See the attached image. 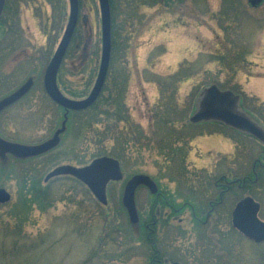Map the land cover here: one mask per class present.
<instances>
[{"label":"rangeland","instance_id":"rangeland-1","mask_svg":"<svg viewBox=\"0 0 264 264\" xmlns=\"http://www.w3.org/2000/svg\"><path fill=\"white\" fill-rule=\"evenodd\" d=\"M6 1L5 16L12 14L18 20L23 46L10 50L3 45L0 60L6 73L0 77V98L29 78L34 84L24 98L0 113V187L11 197L0 206V264H148L145 232L143 242L136 239L139 226L129 223L121 206L124 183L140 173L161 183L191 177L193 165L214 161L222 168V154L228 147L221 144V134L209 135L210 131H226L232 144L241 145L249 155L256 151L257 144L250 139L218 125L191 127L188 120L193 100L203 86L213 82L235 88L251 111L264 109V0L256 6L249 0L155 4H149L151 0H110V62L103 97L114 96L125 114L121 111L120 115L126 122L120 120L115 130L117 141L109 134L105 140L104 135L88 140L91 114L72 117L68 129L63 125L62 130V111L44 92L43 73L67 25L69 1L61 0L54 7L47 0ZM78 12V35L73 43L79 47L71 45L58 83L70 100L88 95L101 59L98 0H78ZM104 104L101 101L99 109H105ZM101 119L98 128L106 132L109 122L107 117ZM59 129L60 140L50 142ZM126 134L132 143L120 144ZM213 136L219 138L215 141ZM186 141L190 145L185 160L188 170L182 165V154L170 153L168 148L175 142L173 147L186 150ZM105 147L124 148L125 154L121 163L124 178L107 185L106 206L71 176L45 180L54 167L84 166ZM249 155L243 172L250 171ZM135 199L143 217V187ZM261 214L264 218V201ZM20 226L23 236L18 234ZM230 238L231 264H264V243H252L234 232ZM15 243L38 249L24 256L5 254L3 248L11 249Z\"/></svg>","mask_w":264,"mask_h":264},{"label":"flooded vegetation","instance_id":"flooded-vegetation-1","mask_svg":"<svg viewBox=\"0 0 264 264\" xmlns=\"http://www.w3.org/2000/svg\"><path fill=\"white\" fill-rule=\"evenodd\" d=\"M159 1L168 2L169 0H151L148 3L155 4ZM82 21H84L83 18ZM33 84L22 97L30 92ZM215 84L221 88L235 89L224 87L218 82ZM241 96L242 111L255 121L264 132V109L261 113L251 111L244 106V96L242 94ZM192 104L193 113L196 106L195 100ZM12 105L14 103L1 112ZM263 107L264 102L262 103ZM188 121L191 127L221 126L242 139L256 142L257 148L249 155L244 147L241 148V145L239 146L235 142L234 145L232 144V137L226 131H210L209 135L214 132L218 136L221 134L220 137L224 138L221 144L228 147V150L222 154L224 159L222 168L219 166L220 162L214 161L200 167L193 165L192 169H189L185 161L186 155L190 152L189 141H186V147L182 146L186 150L179 149L178 146L173 147L172 145L176 141L170 143L168 146L169 149H172L170 153L182 154L181 159L184 160L182 165H185L186 170L191 171L189 173H192V176L178 179L169 178L162 183L160 179L152 178L156 185L155 192L143 187L146 191L144 202L146 209L144 208L143 217L137 211V226L142 229L143 234L145 232L148 264H231V232L236 233L240 238L249 240L238 228L233 226L232 216L236 205L244 198L251 197L259 205L258 219L264 222L261 214L264 201V139L259 140L245 132L214 121L198 123H192L190 119ZM171 127L175 126L171 125ZM198 136L201 135L198 134ZM214 138L216 141L219 137L213 136ZM218 153L221 152L218 151ZM248 155L252 159L250 171L243 172L241 169L246 165V156ZM135 206L138 210L136 199Z\"/></svg>","mask_w":264,"mask_h":264},{"label":"water","instance_id":"water-1","mask_svg":"<svg viewBox=\"0 0 264 264\" xmlns=\"http://www.w3.org/2000/svg\"><path fill=\"white\" fill-rule=\"evenodd\" d=\"M69 1V17L64 33L49 60L44 73L42 85L48 98L66 111H82L89 108L98 98L103 88L110 61L111 25L109 0H98L101 27V59L98 73L92 89L81 100H70L63 96L56 86L58 68L71 41L78 19V1ZM263 0H249L251 6L260 4ZM5 0H0V16ZM33 84L32 78L27 79L16 90L0 99V112L20 99ZM192 123L203 121H217L245 132L251 136L263 140V130L240 107V96L228 89H221L216 84L205 86L196 100V109L190 117ZM62 123L61 129L63 130ZM65 128V127H64ZM59 129L54 133L50 142H58ZM2 147V146H1ZM68 175L82 182L94 198L106 205V186L110 181H120L122 172L117 159L109 156H101L93 159L88 165L76 167L69 164L59 165L53 168L45 177L48 180L55 176ZM146 187L151 192L156 191V185L146 174L132 175L125 183L121 203L126 211L130 224L136 226L138 215L135 206V193L140 187ZM10 194L0 187V204L10 201ZM259 205L251 198L246 197L235 207L232 216L233 226L238 228L248 239L255 243L264 242V222L257 217Z\"/></svg>","mask_w":264,"mask_h":264},{"label":"trees","instance_id":"trees-1","mask_svg":"<svg viewBox=\"0 0 264 264\" xmlns=\"http://www.w3.org/2000/svg\"><path fill=\"white\" fill-rule=\"evenodd\" d=\"M47 2H49L52 5V7H54V5L55 6L61 5V0H57V1L56 0H47ZM110 4H111V1H110ZM7 10H8V1H6V3H5L3 13H2L1 18H0V58H1V56L4 55L3 54V52L5 51V49L3 48L4 44L6 45V46L4 45V47H9L10 50H13V49L15 50V49L21 48L23 46V45H21V43H23L22 38H21L22 30L20 29L19 22L12 14H10V17H6L5 12H7ZM77 35H78V31H77V27H76L74 34H73V37H72V40L70 42V45H69V47L65 53L64 59H65V57H67L69 55V50H70L71 45L75 46V48L79 47L78 46L79 44H77L76 42L73 43L75 41V39L77 38ZM86 44H87V42L84 41V46H86ZM83 49L84 48L82 47V50ZM62 63H63V61H62ZM62 63L60 65V68H59V70L57 72V76H56V85H57L58 89H59L58 83H60V75L59 74H60V70L62 67ZM4 64L5 63H3L0 60V77H2L3 73H6L2 68V66H4ZM0 84H2L1 78H0ZM104 90H105V84L103 86L102 92L99 95L98 99L94 102V104L91 107H89L86 110H83V111H65L64 109L58 107L62 111V114L59 117V124L61 125V123H63V121H65V124H64L65 131L68 129L67 128V122L69 120L71 121L72 117H74L76 115H80V114L81 115L91 114L93 118L91 119L90 122H88L89 129L91 132L89 134L90 137H88V140H89V138H96L97 136H103V135H104L103 140H105V139H107V136H106L107 134L113 136V137H111L112 140H114V141L118 140L115 137V135H116L115 130L118 128L119 122H121L122 120H124L126 122V120L123 119L124 116L120 115L121 111L123 113V109H120V110L118 109L119 103H118L117 99H115L114 96H112L111 94H108L107 96L103 97ZM103 100L105 101V104L103 105L105 109H99L101 107V101H103ZM113 105H115L116 108H114ZM120 108H122V104H121ZM123 115H125V114L123 113ZM102 116H104L105 118L107 117V121L109 122L107 127H106L107 128L106 132L100 131V129L98 128V124L101 122ZM124 130H125V132H127V128H124ZM129 137H127V134H126V137L124 138V140H122L123 143L120 142V144H126V140H129L132 143V140ZM59 140H60V137H59ZM129 141H128V143H130ZM101 142H103V141H101ZM96 146H97V144H96ZM0 148L2 149L1 145H0ZM122 149H124V148H121L120 151H118L114 147L110 150H108L106 147L101 148V149L97 150V153L94 156V158L100 157V156H110V157L116 158L118 161H120V163H122V161L125 160V154L122 151ZM78 163H79V165L85 164V163H83V161H78ZM0 206H1V204H0ZM2 226H3V221H2L1 215H0V229L2 228ZM21 227L22 226H20V228H19V230H20V232L18 233L19 236H23V232H22ZM138 233L139 234L136 236V239L143 242L142 238H141L142 229H139ZM136 239H134V240H136ZM144 242H145V239H144ZM34 249L36 250V249H38V247L21 246L17 243H15L11 249L3 248V250L5 251V254L10 253V254L15 255V256H24L25 254L31 253ZM20 251H21V253H20ZM87 264H90V262H88Z\"/></svg>","mask_w":264,"mask_h":264}]
</instances>
